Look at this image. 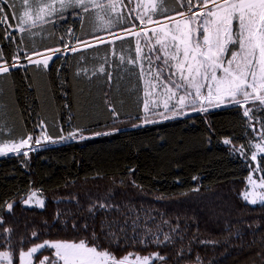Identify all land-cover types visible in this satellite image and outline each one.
<instances>
[{
    "label": "snow or ice",
    "instance_id": "snow-or-ice-1",
    "mask_svg": "<svg viewBox=\"0 0 264 264\" xmlns=\"http://www.w3.org/2000/svg\"><path fill=\"white\" fill-rule=\"evenodd\" d=\"M68 15L78 20L76 30L68 27L56 37L43 27L56 26ZM44 32L53 35L56 43L41 41L37 46L35 38ZM0 39L13 47L9 58L0 44V156L28 157L42 142L83 141L112 134L93 131L89 124H74L76 117L67 103L68 129L65 132L63 125L53 123L55 135L49 133V124L43 119L30 133L18 131L15 123L5 118L8 105L3 100L2 82L14 70L33 66L47 74L54 60L79 53L74 76L104 80L102 103L113 123L125 118L139 120L133 124L139 127L190 112L206 113L209 108L240 109L251 135L246 132V144L238 147L230 139L223 143L249 161V190L242 198L251 205H264V0H19V5L17 0H0ZM100 46H104V55L87 60L85 50ZM66 65L67 60L61 67ZM125 76L130 82L124 90L138 99L140 112L135 116L123 112L120 92ZM133 76L135 83H131ZM85 102L94 103L91 95ZM192 191L199 192V188ZM34 195L23 203L30 204ZM37 203L40 208L45 206L43 200ZM76 204L81 207L78 199ZM13 207L14 202L0 204V264H167L168 257L160 252L117 255L121 235L129 239L127 219L124 226L117 220L104 221L99 233L90 226L88 220L98 210L119 208L117 205L94 201L85 209L89 216L79 224L82 212L71 214L72 235L67 238L41 239L50 233L32 230L15 243V230L3 214L11 215ZM56 219H61V213H56ZM137 220L132 221L131 239L145 243L151 237L158 245L173 241L159 225L156 231L146 227L144 235L137 237ZM163 223L170 225L167 220ZM48 227L44 221L43 229ZM177 255L183 258L184 250ZM257 255L264 260V252ZM195 259L196 264H204L200 257Z\"/></svg>",
    "mask_w": 264,
    "mask_h": 264
},
{
    "label": "trees",
    "instance_id": "trees-1",
    "mask_svg": "<svg viewBox=\"0 0 264 264\" xmlns=\"http://www.w3.org/2000/svg\"><path fill=\"white\" fill-rule=\"evenodd\" d=\"M68 27L78 28V20L72 15L46 29L58 37ZM35 39L37 46L41 41L56 43L48 32ZM0 44L10 58L13 47L3 39ZM79 55L69 53L54 60L47 74L33 66L26 71L16 69L2 82L3 100L8 105L5 118L14 122L18 131L32 133L43 119L50 134L55 135L53 123L63 125L66 132L67 103L76 117L74 124H89L93 131L112 133L44 144L28 157L0 158V204L14 202L12 214L3 213L7 225L15 230L13 242L28 237L32 230L50 233L41 239L67 238L72 235L71 214L82 212L77 223H83L89 216L85 210L88 205L103 201L119 208L98 210L88 222L99 233L102 222L117 220L124 226L127 219L129 239L121 235L117 255L160 252L168 257L167 264H196L197 256L204 264H264L257 255L264 252V205H251L242 198L248 189L249 161L223 143L230 139L238 147L246 144V132L251 135L240 109L231 106L139 127H133L139 120L125 118L113 123L102 103L104 80L74 76ZM84 55L89 61L94 55L103 56L104 46L87 49ZM65 60L67 65L61 67ZM129 82L125 76L120 95L123 112L135 116L140 108L137 96L124 90ZM135 82L131 77V83ZM89 95L94 103L85 102ZM115 128L120 131L114 132ZM197 187L199 192L192 191ZM31 191L41 194L43 208L23 203ZM57 212L61 213L60 220L56 219ZM133 220H137V237L144 235L146 227L156 231L159 225L173 241L158 245L151 237L145 243L131 239ZM165 220L170 225L163 223ZM44 221L49 225L46 230ZM171 228L177 230L172 232ZM181 249L183 258L177 255Z\"/></svg>",
    "mask_w": 264,
    "mask_h": 264
},
{
    "label": "rangeland",
    "instance_id": "rangeland-1",
    "mask_svg": "<svg viewBox=\"0 0 264 264\" xmlns=\"http://www.w3.org/2000/svg\"><path fill=\"white\" fill-rule=\"evenodd\" d=\"M50 24H45L43 27L46 29L48 26H49ZM34 31H39V29H33ZM43 34V33H42ZM228 107H231V106H221V107H219V108H209V110H208V112H210V111H214V110H218V109H223V108H228ZM199 112H190V113H188L187 115H185V116H180V117H176V118H171V119H168V120H175V119H180V118H183V117H187V116H190V115H194V114H198ZM168 120H163V121H161V122H158V123H162V122H165V121H168ZM155 124H157V123H155ZM148 125H154V124H148ZM44 142H42L41 143V145L39 146V150H40V148H42V147H44ZM48 144V143H47ZM50 144H53V143H50ZM38 151V150H37ZM11 155H15V154H11V153H9V154H6V155H3V156H0V158H2V157H6V156H11ZM254 178H255V176H254ZM247 190H249V186H248V189ZM33 193H35V195L32 197V200H31V202H30V204H27L28 206H36V207H39V205H38V203H37V200L39 199V200H43L44 201V199H43V197L41 196V194L39 193V192H37V191H31L30 193H29V195H31V194H33ZM28 195V196H29ZM259 203V202H258ZM257 203V204H258Z\"/></svg>",
    "mask_w": 264,
    "mask_h": 264
}]
</instances>
